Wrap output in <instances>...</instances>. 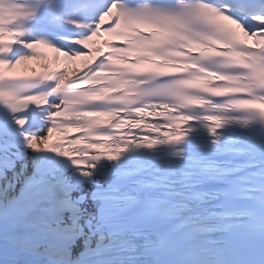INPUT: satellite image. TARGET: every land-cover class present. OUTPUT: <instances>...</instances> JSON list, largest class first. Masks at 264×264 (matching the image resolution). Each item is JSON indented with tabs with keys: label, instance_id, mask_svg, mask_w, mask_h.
I'll use <instances>...</instances> for the list:
<instances>
[{
	"label": "snow or ice",
	"instance_id": "1",
	"mask_svg": "<svg viewBox=\"0 0 264 264\" xmlns=\"http://www.w3.org/2000/svg\"><path fill=\"white\" fill-rule=\"evenodd\" d=\"M30 13L31 21H39L43 14L49 21L59 19L68 26H75L78 31L66 48L55 46L48 39L35 35L31 29H26L19 39H0V106L6 111L8 121H0V179H6L7 169L15 167V160L11 159L12 150L21 144L35 154L42 151L58 153L59 150L52 146L61 139L54 125L57 117L63 114L58 109L77 103L65 90L66 87L94 78L96 74L107 71L110 64L125 67L138 76L132 81V98L129 99L127 94L116 98L124 105L118 111L123 120L130 123L131 136H140L142 128L148 129L144 133L146 142L143 145L137 142L136 148L152 149L157 146L161 140L149 137L158 133H163L166 143H181L197 131L196 124L191 122L201 120L200 114L191 109L205 105L216 111L252 112L264 122V46L254 43L256 40L264 41V0H255L252 4L246 0H225L219 5L203 0H176L171 8L150 3L133 8L121 0H68L66 3L62 0H35L30 5ZM132 29L144 35H138L136 43L126 53L116 55H127L133 59L144 55L147 60L125 64L123 60H117L112 52L104 50L106 46L101 44L97 45L102 49L100 54L78 75H73L64 65V57L89 53L88 42L98 32L120 33L105 39L112 41L113 49H125L126 33ZM245 36L251 40L245 39ZM49 52L52 54L50 57ZM173 57L182 59L177 62ZM33 61L43 63L34 65ZM212 61H218L219 66L209 68L204 63ZM208 78L214 80L211 86L207 85ZM225 81L237 86L222 87ZM40 84H47L48 87L33 93L32 89ZM199 89H203L205 95L194 97L192 93ZM103 91L107 93L113 89L105 88ZM226 92L235 93L236 97L230 98L225 95ZM29 95L37 97L35 103L25 106L19 102ZM88 99L100 101L104 97L100 93H90ZM45 105L46 108L43 107ZM30 106L40 110L39 119L45 122L43 134L25 127L29 125ZM35 109L32 111L35 112ZM84 115L93 118L87 125L88 130L97 125H110L116 129L125 126L124 123L110 124L111 118L117 115L116 111L86 110ZM207 120L213 122V126L206 127L209 135L214 137L211 144L216 146L219 142L218 130L232 124L223 115H209ZM252 123L253 120L245 122L246 126ZM152 125L157 127L152 128ZM250 140L251 137L243 142ZM126 150L127 147H116L105 155L108 160H116L119 153ZM25 155L16 153L18 159ZM68 155L64 153V156ZM245 167L260 169L249 174L262 178L257 186L240 187L248 177L235 174ZM14 175L16 183L22 176L24 180L19 195L9 201L15 207L22 206L21 222L9 240L10 246L7 245L10 264H82L85 249L95 251L110 238L114 242L115 237L101 232L95 236L93 244L94 232L89 229L94 217L80 215L83 211L80 205L88 197L75 196L73 200L76 186L66 177L48 175L39 167L31 176H25L23 167ZM177 175L179 179H171ZM227 175L233 176V179L223 180L224 186L213 196L192 191L191 185L202 182V179H194L191 171L179 174L166 171L157 178L156 186L167 189L165 198L152 201L151 211L139 212L135 216L144 235L143 264H225L230 253L256 252L255 238L247 231L248 220L232 222V217L250 218L257 209L264 212V152H260L259 160L223 169L218 176ZM30 184L35 187L29 188ZM62 184L69 185L64 193L68 199L61 201L67 207L59 209L60 216L54 227L44 217L33 216L32 211L36 203L60 199ZM37 197L40 200H36ZM91 197L97 199V192ZM103 198L121 199L112 196ZM213 198L219 203L210 209L205 201ZM253 201L256 203H248ZM193 202H196L195 212ZM242 202L245 206L238 207ZM41 211L55 212L56 209L42 208ZM97 211L102 212L100 209ZM125 211L126 208L113 209L105 226L118 225ZM104 219L101 215V220ZM37 224H44L51 230L50 235L45 233L41 238L50 239L44 251L53 255L44 256L40 252V244L30 242V229ZM131 251H137L135 245H132ZM75 253L78 256L73 260ZM97 264L111 262L100 260ZM257 264H264V231L259 237Z\"/></svg>",
	"mask_w": 264,
	"mask_h": 264
},
{
	"label": "bare ground",
	"instance_id": "2",
	"mask_svg": "<svg viewBox=\"0 0 264 264\" xmlns=\"http://www.w3.org/2000/svg\"><path fill=\"white\" fill-rule=\"evenodd\" d=\"M97 45H99L98 38L96 37V35H94V37L89 40L87 45L90 49L89 53L77 57H64L63 63L66 68H68L73 75L78 74L87 65H89L90 62L94 61V59H96V57L100 54V50ZM31 63L37 65L42 64L43 61H33ZM43 131L44 128L39 129L37 134H43ZM18 152L25 153L26 155L23 158L18 159L16 157V153ZM12 153L13 154L11 156V159L15 160V167L7 169L6 179H0V241H6L10 239L14 235V231L17 230L16 226L21 222L22 206L15 207L11 205L9 201H11L15 196L19 195L24 176H22L20 178V181L16 183L14 174L19 173L23 167L25 176H31L42 158L43 151L39 154H35L30 149L23 150L19 148L16 150V152ZM84 173L85 177L67 178L70 182L77 184L76 192L72 196L73 200H75V196L88 197L87 199H84V201L80 205V207L83 209L80 215L85 218L88 216L94 217L92 228L89 230L94 232L93 244H95V236L99 235L100 233L99 221L96 217V202L90 199V194L96 186L102 183L101 177L103 173V168L99 167L98 165H95V168L93 169V165L91 164L90 167ZM67 199V196H60V199L58 200L53 199L44 203H36L34 205L32 215L44 217L46 220L51 221L53 223V226L55 227V222L59 219L60 216L59 209L62 208V206L64 205L61 203V201H66ZM36 200H40V198L37 197ZM66 207L67 205L63 206V208ZM35 208H37L36 211L34 210ZM42 208H55L56 211H41ZM60 227L63 228L64 225L61 224ZM50 231L51 230L48 229L47 226L44 224H37L35 227L30 229V235L32 238L30 242L39 243L40 252H45V247L51 242L50 239L41 238L45 233H48L50 235ZM77 256L78 253L73 254L72 259L76 260Z\"/></svg>",
	"mask_w": 264,
	"mask_h": 264
}]
</instances>
